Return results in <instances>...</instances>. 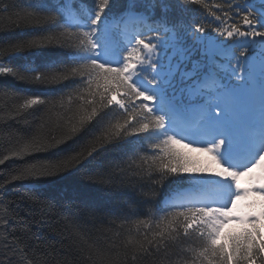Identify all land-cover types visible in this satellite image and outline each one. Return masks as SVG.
Instances as JSON below:
<instances>
[{"label":"snow or ice","instance_id":"1","mask_svg":"<svg viewBox=\"0 0 264 264\" xmlns=\"http://www.w3.org/2000/svg\"><path fill=\"white\" fill-rule=\"evenodd\" d=\"M0 17V264H264V195L234 214L241 175L264 191V0H0ZM193 136L207 160L174 147ZM71 173L89 184L35 186L20 217L10 187ZM37 215L57 222L33 232Z\"/></svg>","mask_w":264,"mask_h":264},{"label":"trees","instance_id":"2","mask_svg":"<svg viewBox=\"0 0 264 264\" xmlns=\"http://www.w3.org/2000/svg\"><path fill=\"white\" fill-rule=\"evenodd\" d=\"M77 20H79V17H77ZM77 21H73L75 23ZM80 23H83V21H79ZM14 38V33L11 31H5L4 30V18L0 17V41H3L5 39H12ZM9 84L11 86H14L17 89L20 90H25L28 89L27 85L19 84L16 82H11L9 81ZM7 86L3 83L2 80H0V87ZM4 98L2 95H0V121H3L5 116L8 115L6 112L2 111L4 109ZM51 117L53 120L56 119V114L52 113ZM11 123V121H9ZM7 137L5 134H0V150H3V144L7 141ZM178 151L187 154L189 157L192 158L193 161H204L203 158L197 157L198 153H192L193 151H189L190 148H184L181 146H174ZM16 163V161H10L9 166L12 164ZM205 176L206 175H212L211 173H203ZM186 175V174H183ZM69 181H74L80 184H89L88 180L82 175V174H77V173H71V174H65L64 176L60 177H53L49 178L47 180H40V181H24L22 184H17L13 185L10 187V198L15 199V200H22L24 201L21 204V207L17 210L20 217L24 218L28 212V209L30 208L29 203L25 199L26 197H29L32 192L38 191L37 188H55L60 185H64ZM37 188H36V187ZM91 191L89 192L90 196L96 197L98 199L103 200V202L107 203L109 202L107 198L110 196L109 193L103 192L102 191V186L99 184H92L90 185ZM254 202L259 206L261 203L260 196L254 197ZM114 202V201H113ZM0 211H2V208H0ZM258 211V208H257ZM26 218V217H25ZM57 219H60L57 217ZM57 220H54L52 218L48 219H43L39 215H37V218L35 220H32V231L33 232H39L41 229H46L49 224H55ZM90 227V225H89ZM246 227V225H242L241 223L239 224H233V225H228L227 227L224 228L223 234L225 237L228 235H234L238 234L243 231V229ZM55 242V241H52Z\"/></svg>","mask_w":264,"mask_h":264},{"label":"rangeland","instance_id":"3","mask_svg":"<svg viewBox=\"0 0 264 264\" xmlns=\"http://www.w3.org/2000/svg\"><path fill=\"white\" fill-rule=\"evenodd\" d=\"M124 38V37H123ZM189 140H192V143L188 144V147L191 146L192 149H195V148H198L201 146V144L203 143L202 140L198 139L197 137H186L184 141H182V144L183 143H188ZM180 146V145H178ZM193 154L194 153H198V156L197 157H200L205 160H207V157L202 155L201 153L199 152H196V151H193L192 152ZM242 160V159H240ZM263 169V168H262ZM261 169V171H262ZM186 175H196V176H204V177H211V175H204L203 173H185ZM255 175V173L253 174ZM238 181L240 182V184L242 186L245 187V190L248 191V195L246 197H244V194H241V196L243 197L242 199L240 200H237L236 201V213H234L235 215H244L246 214L248 211H247V207L244 205L247 201H250V198H249V195H251L255 190H254V185L256 182L253 181V179L250 177V176H244V175H241L239 178H238ZM225 191L228 195V199H235L234 196H231V193L233 192V189H232V184H227L226 185V188H225ZM230 206V205H229ZM235 223H239V221H236V220H233L231 223H229L228 225H233ZM227 226V225H226ZM225 226V227H226Z\"/></svg>","mask_w":264,"mask_h":264}]
</instances>
